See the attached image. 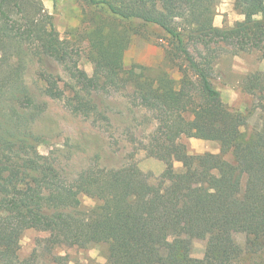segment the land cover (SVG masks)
<instances>
[{
  "label": "trees",
  "instance_id": "16d2710c",
  "mask_svg": "<svg viewBox=\"0 0 264 264\" xmlns=\"http://www.w3.org/2000/svg\"><path fill=\"white\" fill-rule=\"evenodd\" d=\"M85 1L105 17L91 19L85 30L93 75L79 68L71 74L93 89L131 85L140 103L160 117L156 155L166 168L156 183L135 163L67 179L50 154L38 151L46 139L36 124L48 104L31 90L26 71L35 58L65 61L70 51L42 0H0V260L15 254L24 230L36 228L49 231L55 244L108 243L107 264H264V122L247 134L249 114L226 105L209 69L187 45L218 37L264 57V0H235L244 18L226 27L214 25L216 0ZM133 19L165 30L192 76L184 72L176 86L166 72H125L123 52L138 32L131 35L117 22ZM263 75L250 72L243 80L262 114ZM43 92L50 98L57 93L52 86ZM183 135L218 140L220 153L190 154ZM174 160L183 163L182 171ZM81 194L95 204L84 206ZM230 222L248 236L244 247ZM202 227L209 236L197 258L192 237ZM54 262L69 264L68 255H55Z\"/></svg>",
  "mask_w": 264,
  "mask_h": 264
},
{
  "label": "rangeland",
  "instance_id": "374dc122",
  "mask_svg": "<svg viewBox=\"0 0 264 264\" xmlns=\"http://www.w3.org/2000/svg\"><path fill=\"white\" fill-rule=\"evenodd\" d=\"M46 10L70 51L65 61L53 57L35 58L27 68L26 80L31 90L47 102V109L36 127L46 141L38 151L51 155L60 172L67 179L87 169L119 168L137 164L151 175L156 183L166 168V163L156 155L160 117L150 107L141 104L131 85L117 88L103 83L95 89L83 87L71 72L77 68L93 75L95 63L90 57V40L85 33L91 19L101 20L103 11L85 0H42ZM215 26H233L244 15L235 6V0H216L213 6ZM183 27V20H179ZM119 23L129 34L137 30L123 52L125 72H144L155 76L166 72L179 86L184 72L192 70L176 49L168 33L157 25L133 19ZM193 56L209 69L214 85L231 110L249 114L247 134L259 129L264 114L256 107V97L243 87L250 72L264 74V57L253 47H241L235 41L220 38H196L187 42ZM264 76V75H263ZM52 86L56 96L44 95L43 88ZM79 94V97H77ZM86 106V111L75 106ZM98 107V110L96 109ZM92 110V111H91ZM88 111V112H87ZM180 142L190 154L220 153L218 140L183 135ZM232 159L231 155L225 156ZM176 171L184 169L183 163L174 160ZM83 205L91 207L96 200L81 194ZM235 240L245 246L248 236L228 223ZM209 232L199 228L192 237L191 254L204 256ZM49 231L36 228L24 230L19 237L15 254L0 260V264H56L54 256L68 255L69 264H107L108 243H91L86 247L55 244ZM148 239L149 234L143 233ZM264 258V247L262 249Z\"/></svg>",
  "mask_w": 264,
  "mask_h": 264
}]
</instances>
